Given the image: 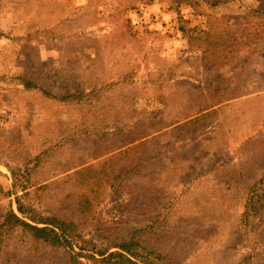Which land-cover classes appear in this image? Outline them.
<instances>
[{
	"label": "rangeland",
	"instance_id": "374dc122",
	"mask_svg": "<svg viewBox=\"0 0 264 264\" xmlns=\"http://www.w3.org/2000/svg\"><path fill=\"white\" fill-rule=\"evenodd\" d=\"M220 1L0 0V223L18 194L78 223L85 264H117L101 260L132 230L140 264H264V208L246 215L264 20ZM207 22L237 47L214 53ZM0 264L71 263L17 231Z\"/></svg>",
	"mask_w": 264,
	"mask_h": 264
},
{
	"label": "trees",
	"instance_id": "16d2710c",
	"mask_svg": "<svg viewBox=\"0 0 264 264\" xmlns=\"http://www.w3.org/2000/svg\"><path fill=\"white\" fill-rule=\"evenodd\" d=\"M220 0H217L213 6H218ZM261 5L257 8H254L251 11L250 16L257 18L259 20H264V0H257ZM129 6V5H128ZM138 4H131L130 9L138 8ZM128 21V20H127ZM209 26V22L204 26L202 25L199 29L201 32H204L205 36L202 37L204 42L208 43L210 47H214L212 50L217 55L220 53H225L232 48L237 47V36L236 31L226 24L221 28V31H217V38L214 36L210 38L212 34L205 31ZM198 28V27H196ZM181 30L184 31V28L181 27ZM211 50V51H212ZM219 53V54H218ZM68 97L67 95L64 98ZM178 121V120H177ZM158 132L159 130L156 129ZM154 133L148 132L145 135L144 139L148 136L153 135ZM144 142V141H143ZM92 168L87 167L86 170H82L79 174H86ZM14 174L15 171L12 170ZM260 201V202H258ZM17 212L11 209L4 218V221L0 223V258L3 255L5 247L10 241L11 237L17 231H20L22 234L28 235L33 238L36 242H41L52 248H64L69 251V262L71 264H85L82 261V258L86 257L88 260H96V258L85 252H77L75 247H80L81 233L79 231V225L74 220L67 218H62L59 215H45L43 212L39 211L33 205L26 204L24 196H16ZM264 208V176L258 178L248 189L247 205H246V215H250V211L256 213L259 209ZM152 224L150 228H152ZM140 231L132 230L129 234L130 237L123 238L119 241L114 248L119 249L120 251L107 253H100L101 256H106L102 258L101 262L114 261L117 264H140L135 260L140 256V248H144L141 242L137 241V234ZM81 248V247H80ZM82 249V248H81ZM150 248H148L149 250ZM84 250V249H83ZM151 253H154L155 250H150ZM156 254V252H155Z\"/></svg>",
	"mask_w": 264,
	"mask_h": 264
}]
</instances>
